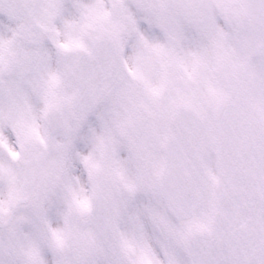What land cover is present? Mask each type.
<instances>
[{
	"label": "snow or ice",
	"instance_id": "1",
	"mask_svg": "<svg viewBox=\"0 0 264 264\" xmlns=\"http://www.w3.org/2000/svg\"><path fill=\"white\" fill-rule=\"evenodd\" d=\"M0 264H264V0H0Z\"/></svg>",
	"mask_w": 264,
	"mask_h": 264
}]
</instances>
